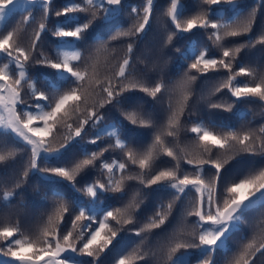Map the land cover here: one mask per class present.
Instances as JSON below:
<instances>
[{"label":"snow or ice","instance_id":"6c2138e0","mask_svg":"<svg viewBox=\"0 0 264 264\" xmlns=\"http://www.w3.org/2000/svg\"><path fill=\"white\" fill-rule=\"evenodd\" d=\"M167 3L173 30L166 31L164 48L200 31L210 42L189 38L183 51L174 49L178 68L186 71L172 87L160 64L146 65L143 76L135 70L137 43L151 30L158 0H64L59 6L55 0H0V169L23 160L10 184L0 176V202L10 206L30 176L44 181L54 199L34 233L26 234L18 221L0 226V264H100L125 236L139 243L114 264H148L153 258L216 264L217 255L232 251L248 213L264 208V164L249 161L237 179L224 180L226 166L242 162L238 157L264 158V126L237 129L212 114L232 112L241 102L264 104V75L237 66L245 48L264 45V29L254 33L264 0L251 9L239 0H199V10L188 16L186 0ZM17 10L26 15L9 30L6 18ZM125 12L130 23L121 20ZM48 35L54 38L52 55L40 48ZM240 37L247 39L236 42ZM114 41L122 42L124 54L112 65L107 58L116 51L109 47ZM35 66L45 71L33 76ZM149 71L155 75L148 77ZM209 73H223L210 96L226 90L234 99H209L207 118L193 120V85ZM135 93L145 95H129ZM165 96L167 104L157 110ZM113 111L118 115L107 119ZM141 129L151 130L147 144ZM182 131L192 134L190 144L182 145ZM114 151L122 159L105 156ZM132 180L139 187L130 194ZM149 196L155 199L147 213ZM163 233V244L145 247ZM261 260L264 219L251 238L241 237L227 264Z\"/></svg>","mask_w":264,"mask_h":264},{"label":"trees","instance_id":"16d2710c","mask_svg":"<svg viewBox=\"0 0 264 264\" xmlns=\"http://www.w3.org/2000/svg\"><path fill=\"white\" fill-rule=\"evenodd\" d=\"M132 2L135 3L137 2V0H132ZM55 3L57 6H59L64 3V0H55ZM186 3L188 6V11L186 12L185 16L194 14L195 11H198L200 8L199 0H186ZM239 3L243 8L251 9L256 5L257 0H239ZM167 7V0H158V7L154 13V20L152 21L151 30L147 32L143 40L138 41L137 43L136 56L139 57V59L135 64V70L137 76H143L145 75L143 70L146 65L149 69H151L154 64H161L163 61H165V63L162 65L164 76L166 80H171L173 82V84H170V87H172L174 83L183 76V72L186 71V68H178V63H180L179 54L175 53L174 49L180 48L181 51H183L189 43V38L194 42H198L200 44L210 42L207 41V35L203 31H200L195 33L191 37L178 36L173 41V45L169 46L168 48H164L163 40L165 38L166 31L173 30L170 21L165 15ZM23 15H26V13L17 10L14 14H11L8 18H6V23L9 30L19 24ZM121 20L130 23L132 17L129 16L128 12H125L121 17ZM55 22L56 18L54 16L51 17L49 21V28H52ZM128 23H125L124 26L127 27ZM262 29H264V7H262L260 12L258 13L254 33L259 34ZM246 39V37H240L235 38V41L244 42ZM54 46V38L48 35L44 37L43 43L40 45V48L47 55H52ZM94 46L95 45L92 43V41H89V47ZM109 47H115L116 49V51L113 54L109 55L107 58L108 62L114 65L116 63L115 58L123 56L124 48L122 47L121 41H114L109 45ZM214 51L218 50L214 49ZM161 57L164 58L163 61L157 63V61H159ZM103 59L104 57L102 55V65ZM237 66L250 67L257 73V76L264 75V45L257 44L255 47L245 48L237 58ZM158 70L159 69H157V71ZM30 71L33 76H37L39 75V73L45 70L40 66H35L31 68ZM154 75L155 73L151 71L147 73L148 77H152ZM208 75L209 78L206 79L204 77H201L193 85L195 94L189 101V105L195 111V115L192 117L193 120L201 117L207 118V116L210 114V111L207 108V101L209 99L212 101H216L220 97H223V99L227 103H231L232 99H234L227 95L226 90L224 93L217 94V96H210L212 88L220 82L223 73H209ZM249 79V77H238V80L240 81H246ZM42 83L43 80H41V84ZM25 92L27 93L29 92V90L25 89ZM136 94H141L143 96L145 95L143 93H135L129 95L136 96ZM201 97H204V99H201ZM25 99H27L29 103L32 102L30 99V95H26ZM145 100L151 101V97H145ZM166 104L167 96H165L162 103L156 104V109L160 110L162 106H165ZM144 108L145 110H150L147 103H144ZM212 114H214V118L222 119L224 122L232 124L237 129H257L261 126H264V104H261L258 101L237 103L233 107L232 112H217L216 110H212ZM113 115H118V113H116L115 111L109 112L106 118L111 119ZM185 127H190V125L185 123ZM140 131L147 133V138L144 139L142 143L147 144L148 142H150L151 130L141 129ZM191 142L192 134L187 133L186 131H182V145L190 144ZM105 156L114 159H122V153H120L119 151L106 153ZM24 159H26V156H24ZM238 159L242 162L237 163L236 161H231L226 166L224 180L230 181L237 179L238 176L241 175L248 167L249 161L256 162L257 167L264 164V158L261 157L241 156L238 157ZM22 163L23 160H19L15 165V168L0 169V176L3 177L5 183L10 184L15 178H17L15 173L19 171ZM136 171L137 170L135 168H130V174L134 175ZM138 187L139 185L137 181L132 180L128 182V190L130 194ZM19 191L22 192V195L15 197L12 200L10 206H6L4 203L0 202V226H2V224L5 222L16 223L18 221L21 228L25 230V233L31 234L35 232V230L40 226L43 220H46L48 212H50L52 209L54 199L49 192L47 184L35 176H30L28 182L24 184L22 189H20ZM154 199L155 198L152 196L148 197L147 204L145 206L147 213L151 212V206L153 205ZM262 219H264V208L257 207L255 210L250 211L246 216L243 231L237 233L231 241L232 251L228 252L227 256H225L223 253L217 255L215 258L216 264H227V261L237 253L241 245V237L246 234L249 238H251L254 232L257 230V226ZM193 220L194 218H189V225H191ZM157 231L160 232V230ZM167 235L168 233H163L158 238H156L154 234V238L150 239L146 243L145 247H148L149 245L155 247L156 244H163L167 238ZM137 243H139L138 238L125 236L124 239H122L115 248L101 256L100 264H114L115 259H117L119 255L124 254L126 251L130 250L131 247H134ZM140 264H145V262H140ZM148 264H163V261L153 258L148 261ZM258 264H264V260L259 261Z\"/></svg>","mask_w":264,"mask_h":264},{"label":"rangeland","instance_id":"374dc122","mask_svg":"<svg viewBox=\"0 0 264 264\" xmlns=\"http://www.w3.org/2000/svg\"><path fill=\"white\" fill-rule=\"evenodd\" d=\"M161 59H159V61H157V63H160ZM165 63V61H163L160 65L162 66ZM136 96H143L141 94H136ZM137 103V101H133V104ZM140 103H143L142 101ZM211 175V171H209V176Z\"/></svg>","mask_w":264,"mask_h":264}]
</instances>
